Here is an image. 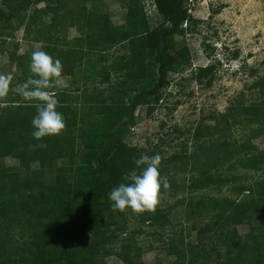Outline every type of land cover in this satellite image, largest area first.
Masks as SVG:
<instances>
[{
	"label": "trees",
	"instance_id": "16d2710c",
	"mask_svg": "<svg viewBox=\"0 0 264 264\" xmlns=\"http://www.w3.org/2000/svg\"><path fill=\"white\" fill-rule=\"evenodd\" d=\"M11 1L0 0L8 9L7 13L0 11V23L6 24L14 17L16 8ZM36 2L46 4L36 12L41 15H24L17 27H24L25 40L33 29L65 30L71 25L83 37L71 42L63 58L82 54L89 64L92 54L98 57L118 47L130 49V57L112 71L124 75L129 89L148 74L156 78L153 87L134 96L130 104L118 97L108 103L98 91L89 94L83 90L76 96L57 92L55 84L47 91L57 100L56 110L62 114L66 128L59 136L40 142L32 136L36 101L25 100L22 93L0 96V264H106L109 256L123 264H143L142 254L157 249L153 243L142 247L135 240L133 236L141 234L140 230L121 240L125 228H116L107 194L127 183L132 171L138 173L134 159L126 157L125 148L118 141L120 133L133 124L138 106L161 101L168 74L175 67L188 64L168 54V40L179 34V27L189 20L183 7L185 0H153L164 22L152 30L136 0L129 2L124 26L98 25L92 12L84 8L63 14L51 5L53 0ZM20 4L26 12L32 5L30 0ZM42 14L51 16L50 25L42 21ZM0 37L7 38L9 34L0 29ZM32 42L43 45V51L53 58L57 54L58 41L49 36L35 37ZM30 64V58L18 59L17 67L23 77L17 85L22 86L32 75L27 69ZM215 71L213 65L200 68L191 81L209 88ZM101 73L108 80V68ZM248 91L253 95L249 102L230 106L213 126L200 123L195 128L192 138L196 144L191 153L165 161L164 171L183 172L189 177L182 188L190 195L179 201L185 205L189 226L161 241L167 256L173 258L169 264H264V149L254 143L264 138V75L256 78ZM237 127L247 129V137L241 142H230L224 134ZM37 143L45 146L34 147ZM39 149L45 155L33 170L29 154ZM78 156L84 157L86 165L73 169ZM6 159L16 165L7 167ZM63 160L68 162V168L57 170L52 184L46 185L45 174L54 163ZM94 163L97 167L90 168ZM238 170L253 176L241 183L243 177ZM66 172L74 174L72 182L67 181ZM210 191L216 197L195 196ZM172 209L144 214L140 218L142 224L163 232L170 226ZM200 223L204 226L197 228ZM240 227L247 229L243 236L239 234ZM193 232L195 242L188 240ZM84 237L98 242L102 249L86 254L79 244Z\"/></svg>",
	"mask_w": 264,
	"mask_h": 264
},
{
	"label": "rangeland",
	"instance_id": "374dc122",
	"mask_svg": "<svg viewBox=\"0 0 264 264\" xmlns=\"http://www.w3.org/2000/svg\"><path fill=\"white\" fill-rule=\"evenodd\" d=\"M14 1H11L12 6L16 8L14 17L6 24L0 23L2 32L9 34L7 38L0 37V75L12 77L10 84L13 86L9 87V93L13 95L23 93L22 86L17 85L18 79L23 77L22 71L17 67L18 59L27 61L31 59L30 56L34 51L44 49H38L37 46L41 44L32 42L35 37L41 35L58 41L54 59L61 61L62 73L65 72L67 75L62 76L56 83L57 92L76 96L83 94L84 91L89 94L92 91H98L102 93L101 98L107 99L108 103L115 102L118 97L123 100V103L130 104L134 96L153 87V80L156 77L152 73V76L148 74L144 80L136 82L132 89H129L130 85L123 77L124 75L121 72L112 71L119 62L130 57V49L118 47L98 57L92 54L89 56V64L82 54H72L63 58L62 54L69 51L71 42L80 36L83 37L71 25H67L65 30L55 28L37 32L33 29L25 40L24 27L17 28L19 22L24 15L31 17L36 14L38 17L41 14L36 12L44 9L46 4L44 2L37 4L36 0H30L32 5L26 12L22 10L23 6L20 4L22 0ZM130 1L53 0L51 5L63 14L84 8L92 12L93 19L98 25L124 26L127 24ZM136 1L145 13L149 29L162 25L164 19L157 14L153 0ZM183 7L189 20L179 27V34L168 40V54L178 58L179 62L188 61V64L175 67L174 71L168 74V86L161 91V101L157 105L149 106V103L138 106L134 111L133 124L123 130L118 137V141L125 148L126 157L134 159L135 167V161L141 156L152 157L158 154L161 157L160 174L169 184L168 189H161L159 203L154 211L135 213L131 209L113 210L116 228L122 226L125 228L121 240L127 239L131 233L140 230L141 234L131 236L142 247L153 243L154 248L157 249L142 254L143 264H169L173 258L167 256L164 250L165 244L163 247L161 241L165 242L171 233L189 226L185 219V205L179 203L180 200L190 196L182 188L189 177L183 172L164 171L165 161L175 155L191 153L196 144L192 138L195 128L200 123L204 126H213L215 119L225 114L230 106L247 103L253 99L248 88L256 78L264 75V0H185ZM0 11L3 13L8 11L1 2ZM41 18L46 25H50L51 16L42 14ZM212 65L216 67V71L211 87L207 88L205 84L200 86L191 81L198 69ZM103 68H108V80L101 73ZM27 69L30 70V68ZM27 78L36 77L32 74ZM150 81L152 84H149ZM53 99L57 105V100L54 97ZM150 108L153 109L152 113L149 112ZM247 134V129L237 127L225 133L224 136L230 142H241L246 139ZM254 143L260 149H264V138L255 140ZM44 155L42 149L30 152L28 159L31 169L38 168V163ZM4 164L11 167L15 166L16 162L6 159ZM85 165L84 157L78 156L74 160L73 169ZM96 167V163L90 166L92 169ZM61 168H68L66 160L54 163L45 174L46 185L52 184L58 174L57 170ZM136 169L138 174L142 171L140 168L136 167ZM237 173L243 177L241 183L253 176L252 173L245 171L238 170ZM65 175L68 182L73 181V173L66 172ZM199 195L216 197V194L211 191L195 194L197 197ZM171 207L173 209L169 215L170 226L165 231H155L147 224H142L140 219L142 215L156 211L165 212ZM200 226H204V223L196 224L197 228ZM112 229L114 230L115 227ZM238 231L243 236L247 229L240 227ZM196 232L192 233L189 241L195 242ZM79 244L82 245L86 254L102 249L101 244L89 240L88 237L82 238ZM105 262L106 264H123L114 256L107 257Z\"/></svg>",
	"mask_w": 264,
	"mask_h": 264
},
{
	"label": "clouds",
	"instance_id": "9594fccd",
	"mask_svg": "<svg viewBox=\"0 0 264 264\" xmlns=\"http://www.w3.org/2000/svg\"><path fill=\"white\" fill-rule=\"evenodd\" d=\"M42 49L43 45H38ZM62 64L43 50L32 53L30 71L36 78H29L23 85L22 95L27 101H36L33 106L36 115L32 119V136L40 142L48 137L59 136L66 128V122L56 110V101L47 89L52 88L62 76ZM11 76L0 75V96L9 90ZM43 143L34 147L42 148ZM161 157L157 154L149 157L141 156L135 161L136 167L142 169L139 174L132 171L127 176V183L114 187L108 194L113 210H133L135 213L154 211L159 203L161 189H168L167 179L161 176L159 165Z\"/></svg>",
	"mask_w": 264,
	"mask_h": 264
}]
</instances>
